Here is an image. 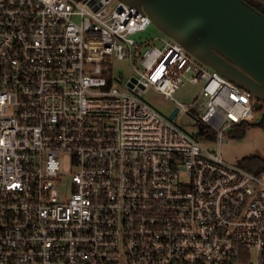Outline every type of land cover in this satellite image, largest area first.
Listing matches in <instances>:
<instances>
[{"label": "built area", "instance_id": "1", "mask_svg": "<svg viewBox=\"0 0 264 264\" xmlns=\"http://www.w3.org/2000/svg\"><path fill=\"white\" fill-rule=\"evenodd\" d=\"M151 26L122 0H0V264H264V171L221 155L255 98ZM116 60L140 65L127 89Z\"/></svg>", "mask_w": 264, "mask_h": 264}, {"label": "water", "instance_id": "2", "mask_svg": "<svg viewBox=\"0 0 264 264\" xmlns=\"http://www.w3.org/2000/svg\"><path fill=\"white\" fill-rule=\"evenodd\" d=\"M191 55L264 103V13L246 0H122ZM264 5V0H254ZM135 82L136 80L133 79ZM132 87L133 85L130 84ZM179 108L170 114L177 116ZM191 117L198 120L194 114Z\"/></svg>", "mask_w": 264, "mask_h": 264}, {"label": "rangeland", "instance_id": "3", "mask_svg": "<svg viewBox=\"0 0 264 264\" xmlns=\"http://www.w3.org/2000/svg\"><path fill=\"white\" fill-rule=\"evenodd\" d=\"M140 36H135L139 39ZM148 37L152 42L151 46H161V42L158 39L170 40L165 34H163L154 25L151 26L149 33L144 38ZM136 68H140L139 64H134L129 60H116L113 65V75L115 78V85L121 89H127L128 80L132 77H137ZM208 69H212L207 66ZM201 92V84L191 85L188 84L186 87L175 93L174 98L187 106H191L199 97ZM143 99L154 105L160 112L170 116V114L175 110L176 105L172 100L166 99L162 95L148 89L143 94ZM204 98L202 99L203 102ZM198 116L201 112L197 113ZM264 114L262 112L256 111L254 115L250 118V122H259L263 120ZM176 122L185 129L190 134H196L199 128L196 126L197 120L190 115L181 111L179 113ZM211 150L216 151L217 143L210 145ZM221 155L223 159L229 164L239 165V161L246 156L250 155H262L264 156V129H250L248 135L244 139H231L226 136V139L221 143ZM70 177V174H68ZM67 179V180H65ZM63 179V190L62 196L55 198L57 202H62L64 198L71 194L72 185L68 183V178Z\"/></svg>", "mask_w": 264, "mask_h": 264}, {"label": "trees", "instance_id": "4", "mask_svg": "<svg viewBox=\"0 0 264 264\" xmlns=\"http://www.w3.org/2000/svg\"><path fill=\"white\" fill-rule=\"evenodd\" d=\"M249 3L253 4L257 9H259L261 12L264 13V6L261 4H258L257 2L253 0H246ZM109 83H111V80H109ZM196 126L199 128L198 133L195 134V136L200 140L204 141L205 136L208 137L211 141H214L216 138L215 132L204 126V124H201L200 122H197ZM264 129V117L263 120L259 122H242L238 126L232 127L227 134V137L229 136L231 139H244L247 135L250 129ZM239 165L251 172L254 173H261L264 171V156L262 155H250L246 156L243 159L239 161Z\"/></svg>", "mask_w": 264, "mask_h": 264}, {"label": "flooded vegetation", "instance_id": "5", "mask_svg": "<svg viewBox=\"0 0 264 264\" xmlns=\"http://www.w3.org/2000/svg\"><path fill=\"white\" fill-rule=\"evenodd\" d=\"M254 1V0H253ZM256 2V1H255ZM258 4H261V3H259V2H257ZM251 4V3H250ZM253 5V4H252ZM261 5H263V4H261ZM254 6V5H253ZM264 6V5H263ZM259 112V111H258ZM260 112H262L263 114H264V103H263V107H262V110L260 111Z\"/></svg>", "mask_w": 264, "mask_h": 264}]
</instances>
